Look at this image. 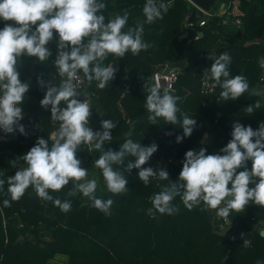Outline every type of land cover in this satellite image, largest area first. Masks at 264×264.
<instances>
[{"label":"trees","instance_id":"16d2710c","mask_svg":"<svg viewBox=\"0 0 264 264\" xmlns=\"http://www.w3.org/2000/svg\"><path fill=\"white\" fill-rule=\"evenodd\" d=\"M226 1L229 5L223 15L214 16L205 26H195L202 36L186 39L181 30L182 23L193 10L197 20L201 17L188 0H173L163 19L153 24L144 23L142 7L145 0H97V3L107 5L102 10L105 23L127 9L129 21L122 31L143 23L142 39L154 44L139 55L131 52L122 58L109 55L102 66L112 63L117 67L115 78L104 89H96L97 81L84 82L78 92L79 98L91 94L92 115L88 127L102 133L101 121L111 120L116 125L111 130L112 140L103 144L106 152L110 149L119 151L125 139H132L141 147L154 143L158 150L145 165L153 169L157 159L175 158L182 163L188 150L198 152L206 148V154L223 155L220 149L231 141L234 123L251 125L254 131L258 130L264 122V105L256 108L254 99L264 95L257 89L258 84H264L258 79L264 73L260 67V61L264 59V0ZM223 18L241 21L232 33V41L225 33ZM3 23L0 21V28ZM237 30L241 31L240 38L234 36ZM57 41L58 34L54 33L47 45L52 53L48 60L38 62L35 57L25 55L18 58L17 64L21 81L30 85L22 105V120L41 122L39 137L45 139L58 129L59 124L53 123L50 111L40 105L46 89L36 84V77L42 76L45 83L51 81L52 85H59L61 78L54 63ZM224 52L232 58L229 78L240 74L249 83L248 91L235 100H213L212 94L200 89V78L213 62L209 55L215 58ZM164 62L183 63L178 68L174 90L169 91L180 97L177 124L166 123L162 118L152 123L145 107L152 72ZM218 90L221 89L218 87ZM95 91L97 94L93 95ZM249 106L253 107L252 113L246 111ZM181 113L196 120L192 134L187 137L184 136ZM129 132L131 136L126 135ZM177 136L182 137L179 143ZM36 140L24 144L7 139L0 141V179L6 180L15 174L14 169L3 171L1 168L13 161L24 164L22 159H15L35 145ZM98 153L96 149L89 151L87 145H81L76 157L89 166ZM134 159L126 156L123 164L112 165L113 170L123 174L128 181L125 192L112 194L106 190L96 194L102 200H113L110 215L93 208L90 200H81V194L71 180L61 192H49L62 202H70L72 207L67 213L51 202L39 199L31 187L19 201L4 207L3 200L10 199L5 184L0 190V264H49L56 254L66 255V264H264V235H261L264 231L257 227L261 223L264 229V207L250 202L241 212L231 213L223 229L233 233L232 239L222 232V227L211 222L207 210L201 211L197 207L189 211L179 197L172 202L180 207L177 214L161 215L153 209L149 215L148 210L152 207L149 197L164 185L176 182L181 169L172 170L166 165L168 181L150 177L149 184L145 185L139 180L136 169L126 170L127 163ZM70 192L74 194L69 195ZM216 219L220 222L223 218L216 216ZM249 231L254 237L246 243L244 236Z\"/></svg>","mask_w":264,"mask_h":264},{"label":"clouds","instance_id":"9594fccd","mask_svg":"<svg viewBox=\"0 0 264 264\" xmlns=\"http://www.w3.org/2000/svg\"><path fill=\"white\" fill-rule=\"evenodd\" d=\"M106 7L97 0H0V21L4 22L0 28V128L9 134L14 128L20 134H26L24 125L18 122L24 118L22 105L30 85L20 79L18 58L26 55L35 57L38 62L48 60L52 53L47 45L54 33L58 34L54 63L61 78L59 85L54 86L51 81L45 83L42 76L36 77V84L46 89L40 105L50 111L51 121L58 122L59 127L47 139L37 137L35 145L18 157L26 166L17 169L6 180L0 179V190L7 184V196L10 197L3 200L4 207L19 201L31 187L39 199L49 201L67 213L72 207L70 202H62L49 192H61L71 180L75 189L91 201L93 208L110 215L113 200L97 198L98 181L86 179L88 169L81 167L76 152L81 145L89 146V151L100 150L105 141L112 140L111 130L116 125L111 120L101 121L102 133L88 127L92 115L91 97L79 98L77 84L97 81L96 87L104 89L118 70L112 63L102 66L109 55L120 58L129 52L139 55L154 44L142 39L143 23L122 31L129 21L127 9L105 23L102 10ZM167 10L163 0L159 3L145 0L142 7L144 23L162 20ZM208 58L213 62L205 69L204 77L213 82V87L221 89L222 99L235 100L248 91L249 83L244 75L229 78L232 58L228 52ZM260 67L264 69V59L260 61ZM81 72L82 78L78 75ZM160 87L159 82L148 86L150 94L145 100L148 120L155 123L157 118H162L166 123L177 124L180 97L169 92L161 96ZM255 107L259 108L260 103L257 102ZM246 111L252 113L253 107H247ZM181 115L184 136H190L196 120L187 114ZM126 135L131 136V132ZM176 139L179 143L182 137ZM157 150L154 143L141 147L140 143L125 139L119 151L102 152L95 160V167L100 170L107 191L112 194L126 191L128 181L112 167L123 164L126 156L135 158L127 163L126 170L136 169L139 180L145 185L149 184L150 177L168 181V171L145 167ZM206 152V148L198 152L186 151L177 181L170 186L164 185L149 197L152 205L149 215L153 209L161 215L177 214L180 207L172 203L177 197L189 211L199 207L201 211H213L225 220L231 213L244 210L250 202L264 207V122L256 131L251 125L234 123L231 141L220 149L224 154Z\"/></svg>","mask_w":264,"mask_h":264},{"label":"built area","instance_id":"2783aa9c","mask_svg":"<svg viewBox=\"0 0 264 264\" xmlns=\"http://www.w3.org/2000/svg\"><path fill=\"white\" fill-rule=\"evenodd\" d=\"M163 2L167 5V8L170 7L173 4V0H163ZM157 3H159V0H157ZM191 3V2H190ZM192 4V3H191ZM193 5V4H192ZM194 6V5H193ZM199 12H200V19H195L192 22H188L187 23V27L191 28L192 30H194L195 32H197L195 30V26H205L206 23L213 18L214 16H221L223 14H219V13H212L210 11H203L201 9H199L198 7L194 6ZM197 18V17H196ZM187 19V18H186ZM231 23L232 25H234L235 27H239L241 24V21L239 18H236L234 20H229L228 18H223L222 20V24L227 25ZM185 35V34H184ZM178 68L175 67V65L170 64L169 62H164L162 64H159L156 66L155 70L152 72V77H151V83L154 84L156 82H159L160 84V94L161 96L165 93V92H169V91H173L174 90V86L175 83L177 81L178 78ZM78 75L81 76L82 78V74L78 73ZM259 82L262 83L264 81V73L259 75L258 77ZM73 83H76L75 81H73ZM260 84H258V88ZM263 84H261L262 87ZM83 87V83H78L77 84V91L79 92V90H81ZM200 89L203 93H207V94H212V95H216L217 97V92L218 87H213V82L210 79H205L204 76H202L200 78ZM218 99V98H217ZM19 124H23L25 127V133L26 134H20L19 131L14 128V132L9 134V133H5L4 130L2 128H0V141H3L5 139L7 140H11L14 142H18V143H26L32 140H36L37 137H39L40 135V131H41V126L40 123L38 121L35 120H29V121H24V120H20L18 122ZM54 131L51 132V134ZM6 137V138H5ZM89 148V146H88ZM166 165H169L170 169L172 170H176V169H181L182 168V163L180 160H177L175 158H167L166 160L163 159H157L154 166H153V170L154 171H158L160 169H164V167ZM156 179V178H153ZM227 220L222 219L217 225L218 227H224V223ZM19 226H22V224L20 223ZM257 227L261 230V232L264 231L263 229V224H258ZM223 233L226 232V229H223L222 231ZM227 236L229 237V239L233 238V233H229L226 232ZM247 243V241H245Z\"/></svg>","mask_w":264,"mask_h":264},{"label":"water","instance_id":"95a60500","mask_svg":"<svg viewBox=\"0 0 264 264\" xmlns=\"http://www.w3.org/2000/svg\"><path fill=\"white\" fill-rule=\"evenodd\" d=\"M189 2H191L194 6L198 7L199 9L203 10V11H210L211 9H213V7L216 6V3L218 0H188ZM197 15L195 13V11H191L190 15L187 17V19L182 23L181 25V30L183 33H185V35H183V37H185L186 39H189V38H195V37H200L202 36V33L201 32H195L194 30H192L191 28H188L187 27V23L188 22H192L196 19ZM240 34H241V31L240 30H237L234 34V36L236 38H240ZM222 44V43H221ZM36 63V61H35ZM183 66V63H179V64H176L175 67L177 68H180ZM32 71H34V67H32ZM96 89H98L96 87ZM220 91L219 90L217 92V97L216 95H212L211 98L213 100L217 99V98H221L220 97ZM93 95H96L97 94V91H95L94 93H92ZM91 95V94H90ZM89 95V96H90ZM83 97V95L81 96V98ZM208 106V104L206 105ZM40 123V126H42V123ZM254 235L251 231L247 232L244 236V240L245 241H251L253 239Z\"/></svg>","mask_w":264,"mask_h":264},{"label":"rangeland","instance_id":"374dc122","mask_svg":"<svg viewBox=\"0 0 264 264\" xmlns=\"http://www.w3.org/2000/svg\"><path fill=\"white\" fill-rule=\"evenodd\" d=\"M228 5H229V3L226 0H218L217 3H216V6L213 7V9H211L210 12H212V13H220V14L225 13L226 9L228 8ZM198 15H201V14L199 13ZM234 30H236V27L234 25H232L231 23H229V24H227L225 26V33L228 35V38L231 39V41L233 40L232 39V37H233L232 33H233ZM259 87H260L259 89H261V91L264 92V84L262 85V87H261V84H260ZM257 89H258V87H257ZM257 101H258V99H257ZM263 105H264V95H263ZM77 159H79L81 161V159L79 157H77ZM81 167H83V168L86 167V165L82 161H81ZM99 171L100 170H98V172H97L98 174L96 173V174L92 175V179H95V177L97 176V181H98V186H97V190H96L95 195L99 194V193H103L104 191L107 190L106 186H105V182H104L103 177H102V174ZM93 176H94V178H93ZM88 177L86 179H88ZM86 199L87 198L83 197L82 194H81V200L84 201ZM209 214H210L211 222H213L214 224H218L219 222H217L215 212L209 211Z\"/></svg>","mask_w":264,"mask_h":264},{"label":"crops","instance_id":"0c3cea01","mask_svg":"<svg viewBox=\"0 0 264 264\" xmlns=\"http://www.w3.org/2000/svg\"><path fill=\"white\" fill-rule=\"evenodd\" d=\"M220 14V13H219ZM222 14H224V13H222ZM259 89V88H258ZM259 90H261V89H259ZM254 99L257 101V99H258V101L257 102H260V105H263V95H261V96H256V97H254ZM55 131V130H54ZM94 149V148H93ZM99 151V153H98V156H97V158L99 157V155L102 153V152H106V150H105V148H104V145H102V147H101V149L100 150H98ZM93 155H94V153H92ZM97 158H95L94 157V162L91 164V165H89V166H86L85 168H87L88 169V179H92V175L93 174H96L97 172H98V170L99 169H97L96 167H95V160L97 159ZM15 160H20V159H18V157L15 159ZM5 162V161H4ZM15 162H18V161H15ZM24 166H26V165H24V164H13V163H8L7 164V166H5L4 168H1V170H3V171H9V170H11V169H14V170H17V169H19V168H22V167H24ZM100 172V171H99ZM118 172V171H117ZM92 173V174H91ZM98 174V173H97ZM93 178H94V176H93ZM95 179L97 180V176L95 177ZM73 182V181H72ZM74 183V182H73ZM81 194V193H80ZM80 199H81V196H80ZM87 200V199H86ZM86 200H84V201H86ZM208 213H209V211H208ZM209 217H210V214H209ZM66 262H67V256L66 255H63V254H56V255H54L50 260H49V264H66Z\"/></svg>","mask_w":264,"mask_h":264}]
</instances>
